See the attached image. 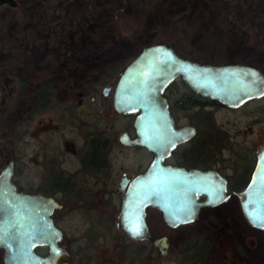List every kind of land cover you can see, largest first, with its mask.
<instances>
[{
    "label": "rangeland",
    "instance_id": "1",
    "mask_svg": "<svg viewBox=\"0 0 264 264\" xmlns=\"http://www.w3.org/2000/svg\"><path fill=\"white\" fill-rule=\"evenodd\" d=\"M130 11L134 32L126 35L113 24L112 7L107 0H16L14 5H0V163L7 160L2 147L8 145L15 156V177L21 185L27 184L26 159L29 158L31 169L36 170L34 163L39 157L43 133L35 129H41L47 121L50 115L47 111H61L64 104H58V100L72 97L77 111L90 107L93 115L89 117L100 119L99 108L107 111L106 99L101 94L103 83L99 82L106 68L119 62L126 65L143 45L175 23L184 21L188 27L194 25L193 30L189 29L186 45H177L180 52H190L202 61H242L264 69V0H140ZM113 81L115 78L106 84ZM86 83L99 86L97 99L90 102L83 98L85 103L79 104L78 92ZM173 88L169 90L172 98L179 90L189 87L177 80ZM45 89L55 94V103L33 118L30 124L36 136L26 141L23 115L33 108L37 93ZM215 111L218 112L213 131L220 139L215 146L219 149L228 146L230 150L221 153L223 158L241 162L248 152L257 151L264 143V96L235 110L217 106ZM60 133V139L77 138L71 127ZM116 162L117 166L123 165L119 160ZM213 210H217L221 222L219 217L207 221L206 215H211ZM147 222L153 236L169 237L167 253L157 260L155 246L152 253L137 254L132 250L131 255H126L120 250L117 243L123 239L122 231L108 214L100 218L94 209L64 213L59 223L72 255L69 264H164V260L172 264L170 259H177L176 249L191 231L212 241L204 264H241L242 259L235 256V247L238 249L243 242L239 238L243 235L241 227L252 231L233 197L216 207L202 208L199 219L187 225H167L155 207L148 209ZM205 222L209 225L202 224ZM258 232H250L255 244L244 250L248 252L245 257L251 254L255 258H248L249 264H264V233ZM0 264H3L2 251Z\"/></svg>",
    "mask_w": 264,
    "mask_h": 264
},
{
    "label": "water",
    "instance_id": "2",
    "mask_svg": "<svg viewBox=\"0 0 264 264\" xmlns=\"http://www.w3.org/2000/svg\"><path fill=\"white\" fill-rule=\"evenodd\" d=\"M3 4L14 5L16 0H0ZM176 78L194 92L228 107L264 96V69L260 66L242 61H202L182 55L168 41L143 45L119 72L113 88V108L136 113V136L131 139L124 132L120 139L141 144L153 153L147 168L130 181L122 197L118 215L121 231L134 240H150L162 255L167 253L169 237L153 236L147 207L159 209L165 223L176 227L193 221L202 206L216 205L230 194L225 175L217 169L165 162L172 150L196 130L191 123L177 124L171 112L165 89ZM109 89L104 85L102 94ZM13 173L14 160L9 158L0 168L3 264H69L72 255L62 240L64 230L51 216L53 209L62 204L53 196L18 188ZM239 197L246 219L264 228V143ZM171 262L176 264V258Z\"/></svg>",
    "mask_w": 264,
    "mask_h": 264
},
{
    "label": "flooded vegetation",
    "instance_id": "3",
    "mask_svg": "<svg viewBox=\"0 0 264 264\" xmlns=\"http://www.w3.org/2000/svg\"><path fill=\"white\" fill-rule=\"evenodd\" d=\"M177 80L181 79L176 78L165 89V95L169 100L171 112L177 124L191 123L195 125L196 130L187 141L178 144L172 150L171 154L165 158V162L182 165L188 168H214L225 175L227 179V190L230 194L222 202L232 199L233 197L239 212L242 214L244 222L252 230H247V227L245 228V226H242L241 233L243 235H239V238L242 237L244 243L242 242L238 245V249L235 247V256L242 259L241 264H249L248 258H255L251 254L245 257L248 252H244V250L247 251V247L252 248L255 244L251 234L259 233L258 231L264 233V228L254 226L246 219L241 206L239 191L244 188L249 180L256 161L258 149L255 152H250L254 153V157L251 155L252 159L250 162L248 161L245 163L244 160H242L241 162L234 163L228 158H223L221 153L230 150L228 146L222 147V149L216 147L219 144L217 140L220 139L216 131H213V128H216L213 122L218 112L215 111V108H217V106H228L209 103L196 106L193 108L195 111H175L172 107L173 98L169 90L172 89L173 82ZM116 81L117 79L108 84L105 83L110 86L106 95H103L101 92L104 99H106L105 109L107 111H101L102 108H99L100 111H97V113L102 116L100 119L102 123L104 121L103 124H99V121L101 122L100 119L96 118L93 120L89 117L93 115V111H91L90 107L84 108V111H77L75 109L76 106L74 107L70 100L72 97L66 100H58V104H64L61 111H47L50 114L49 118L42 123V126H40L41 129H35L40 134L43 133V136H41L42 141L38 147V150H40L39 157L34 163L36 165V170L31 169L29 158L25 160L28 170L25 174L27 175V184L21 185L18 183L15 177L16 165L13 151L8 145L2 147L4 151L2 152L3 156L6 157L7 160L9 158H13L14 160L13 179L18 188L53 196L62 204V207H55L51 213L54 223L61 228L62 226L59 220L64 213L75 209H84L87 211L94 209L100 214V218H105L108 214L109 219L114 220L117 228L121 229V221L118 215L121 208L122 197L130 181L136 175L142 173L153 158V153L143 145L125 143L120 139V136L124 134V132L127 133L131 139L136 136L134 128L136 113L116 111L113 108L112 94ZM105 84H103L102 87ZM98 87L99 86L96 88L89 87V83L83 85L80 92H78L79 104L85 103L83 102V98H87L90 102L97 99ZM50 90L47 89L41 94L40 98L42 99L38 102L40 107L35 109L36 98L40 96L39 91L35 96L33 108H28L23 115L22 128L26 136V141L30 140L31 136H36L30 124L33 118L43 112L45 113L43 110L48 109L51 104L53 105L55 103V94ZM181 91H184V89L179 90L177 93L179 94ZM44 99L48 101L44 102ZM239 107L240 106L229 108L235 110ZM87 116L88 118L86 119L85 117ZM68 127L72 128L75 133L73 136H77L76 139L68 137L60 139V131H65ZM207 141L210 143H207ZM213 147L215 148L213 149ZM117 160L121 161L123 165L120 164L121 166H117ZM5 163L6 162L0 163V168ZM247 164L248 166H246ZM248 169L250 170L247 176ZM115 198L117 199L116 201ZM201 198H203V196H201ZM222 202L216 205L202 206L197 217L193 221L199 219L202 208L216 207ZM152 207L154 206L147 207L146 218L148 209ZM210 214L211 215H206L207 221L212 222L211 219L219 217V221L221 222L217 210H213ZM191 222L180 225H187ZM225 223L228 225L227 220H225ZM202 224L205 226L209 225L208 222ZM121 235V237L127 241H135L125 236L123 232ZM249 239L250 241H248ZM62 240L66 243L65 233ZM244 246L245 248H243ZM42 248L45 249L46 246ZM42 248L39 247L38 249L45 252ZM0 251H2L1 248ZM231 257L233 258L232 255ZM171 263L175 264L173 262ZM176 264H179L178 261ZM258 264H260V262H258Z\"/></svg>",
    "mask_w": 264,
    "mask_h": 264
},
{
    "label": "trees",
    "instance_id": "4",
    "mask_svg": "<svg viewBox=\"0 0 264 264\" xmlns=\"http://www.w3.org/2000/svg\"><path fill=\"white\" fill-rule=\"evenodd\" d=\"M139 1L140 0H107L109 5L112 7L113 24L120 32H123L126 35L127 34L129 35L134 32V27L132 26V22H134L133 13L130 11V7H132L133 5H136ZM189 29L193 30L194 25L191 27H188V24L186 26V22L184 21L175 23L172 26L164 29V31L158 33L151 42L168 41L182 55L194 58L190 52L186 54L184 52L182 53L178 50V47H177V45L179 46L186 45V42L189 38L188 37ZM123 66H125V64L123 65L122 62L109 65L106 68L105 75L101 77V80L99 82L104 84L113 78L116 79V77L119 76V71L121 70ZM180 82L184 83L181 80ZM174 83L176 84V81L173 82V84ZM97 86L98 85H95V84L91 85L92 88H96ZM172 89H174L173 85H172ZM45 90L40 91V96L36 98V104L34 106L35 109L40 107L38 102L40 101V99H42L40 97H41V94L45 92ZM46 101L48 100L44 99V102ZM209 103L221 104L216 100L202 96L194 92L190 88H188L187 90L181 91L179 92V94L177 93V95L174 96L172 107L175 110H187L190 108H195L196 106H199V105L201 106V105L209 104ZM207 143H210V142L207 141ZM253 154L254 153L248 152L243 158L244 162L245 163L248 161L250 162L252 157H254ZM246 166H248V164ZM249 170L250 169L247 170V176L249 174L248 173ZM117 246L120 248V250L125 251L126 255H131L132 250L135 251L137 254L139 252L140 253L141 252L152 253L155 245L150 240L147 243H143V241L138 242V240L127 241L125 239H120L119 243H117ZM132 246L136 248L131 249ZM211 246H212V241L210 239L203 237L200 233L196 231H191L188 238L183 242V244L180 245L178 249H176L178 263L179 264H189L188 262L191 261V263H194V264H204L205 256ZM160 256H162V254H160L157 251L154 254V257H155L154 259L157 260V258H159Z\"/></svg>",
    "mask_w": 264,
    "mask_h": 264
}]
</instances>
